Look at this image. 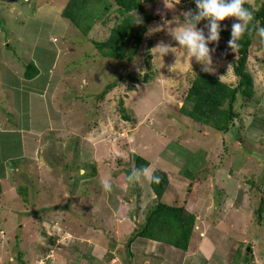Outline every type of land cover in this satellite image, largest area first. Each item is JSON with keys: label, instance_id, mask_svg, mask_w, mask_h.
Segmentation results:
<instances>
[{"label": "rangeland", "instance_id": "obj_1", "mask_svg": "<svg viewBox=\"0 0 264 264\" xmlns=\"http://www.w3.org/2000/svg\"><path fill=\"white\" fill-rule=\"evenodd\" d=\"M185 1L195 2L146 4L155 20L142 26L157 30L125 64L92 44L107 28L90 38L62 17L68 0H0V264H264V218L254 213L264 189V49L251 47L256 97L238 99L231 131L185 116L183 97L201 69L173 39ZM233 22L222 24L231 31ZM216 45L225 43L208 45L213 74L234 83L233 59ZM30 62L40 70L34 80L24 77ZM136 155L151 175L168 172L163 202L196 213L187 252L143 238L129 245L157 199L143 173L128 180Z\"/></svg>", "mask_w": 264, "mask_h": 264}, {"label": "trees", "instance_id": "obj_2", "mask_svg": "<svg viewBox=\"0 0 264 264\" xmlns=\"http://www.w3.org/2000/svg\"><path fill=\"white\" fill-rule=\"evenodd\" d=\"M161 1L163 0H68L61 15L90 38L93 36L92 32L101 30L98 29L99 27L107 28L106 39L98 41L91 38L92 44L102 56L119 59L125 64H129L140 52L147 32L146 26L133 24V18L138 14L146 24L154 21L155 17L148 12L146 4H156ZM185 2L183 10L195 14L197 12L195 2ZM257 2L258 4L253 6L244 1V6L253 12L254 20L249 26L251 34H245L238 42L240 46L235 50L234 56L233 51L228 47L231 31L226 29L221 22L220 40L225 45H216V48L229 52V56L233 59L232 68L236 81L228 83L221 77L213 73H204L200 69L189 81L183 97L181 113L202 126L210 127L218 132L228 133L235 126V121L240 118V112L236 108L240 97L246 100H253L256 97V78L249 64L251 47L255 42L253 25H264V0ZM182 20L185 22V18ZM207 24L208 20L205 19L200 21L197 27H206ZM260 49H264V47L260 46ZM148 51L147 60L150 61L152 57L150 47H148ZM25 67L24 77L26 80H33L39 76L40 70L36 64L30 62ZM129 76L130 80L135 83V79L131 75ZM120 79L125 82L123 76ZM117 86V83L109 85L100 95L101 98ZM118 110L122 119L132 121V118L126 114L123 101H120ZM133 162V167L128 169L131 177L134 174H142L137 170L144 167L149 168L151 164L149 160L140 155L134 156ZM152 175L160 177L159 183L150 181L157 198L156 203L148 209L145 222L131 233L129 245L137 238H143L187 252L196 228L197 215L184 205L163 202V196L170 186L169 174L164 170L157 169ZM184 175L194 179L196 173L186 167ZM19 194L23 197L24 202L28 201L27 186H22L19 189ZM254 213L261 223L264 218V189L260 191L259 202ZM37 220L43 224L46 218L39 216ZM249 260L250 257H245L246 262ZM128 263L130 264V261Z\"/></svg>", "mask_w": 264, "mask_h": 264}, {"label": "clouds", "instance_id": "obj_3", "mask_svg": "<svg viewBox=\"0 0 264 264\" xmlns=\"http://www.w3.org/2000/svg\"><path fill=\"white\" fill-rule=\"evenodd\" d=\"M195 4L197 12L185 14L183 30L175 32L173 39L187 51L191 58L195 59V62L201 66L202 72L212 74L216 71L211 55L215 49H210L208 45L220 40L221 22L228 18H235V22L231 25V39L228 42V47L235 52L240 46L238 42L242 37L245 34H251L249 26L252 24L254 16L253 12L244 6V0H195ZM205 19L208 20L207 35L202 28L197 27L200 21ZM143 23V18L138 14L133 18V24L143 25ZM253 27L255 29L253 39L258 46L264 47V25H253ZM156 30L149 27L146 36H151ZM161 47L164 49L163 55H166L169 52V47L161 45L155 49ZM137 171L142 172L154 183L160 182V177L151 175L147 167ZM128 180L133 182L131 176L128 177ZM103 186L106 190L111 188L108 181H104Z\"/></svg>", "mask_w": 264, "mask_h": 264}, {"label": "crops", "instance_id": "obj_4", "mask_svg": "<svg viewBox=\"0 0 264 264\" xmlns=\"http://www.w3.org/2000/svg\"><path fill=\"white\" fill-rule=\"evenodd\" d=\"M40 75V74H39ZM39 77V76H38ZM34 80V79H33Z\"/></svg>", "mask_w": 264, "mask_h": 264}]
</instances>
